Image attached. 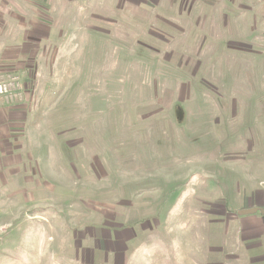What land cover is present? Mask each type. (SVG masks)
Wrapping results in <instances>:
<instances>
[{
	"label": "rangeland",
	"instance_id": "374dc122",
	"mask_svg": "<svg viewBox=\"0 0 264 264\" xmlns=\"http://www.w3.org/2000/svg\"><path fill=\"white\" fill-rule=\"evenodd\" d=\"M54 8L0 264H264V0Z\"/></svg>",
	"mask_w": 264,
	"mask_h": 264
},
{
	"label": "crops",
	"instance_id": "0c3cea01",
	"mask_svg": "<svg viewBox=\"0 0 264 264\" xmlns=\"http://www.w3.org/2000/svg\"><path fill=\"white\" fill-rule=\"evenodd\" d=\"M57 10L54 0H0V79L11 75L19 78L18 87L0 103L3 182L12 176L5 173H13V165L20 163L18 140L27 124V103L34 76L31 62L36 60L39 41L44 39L40 31L45 30L43 24L48 22V13Z\"/></svg>",
	"mask_w": 264,
	"mask_h": 264
},
{
	"label": "built area",
	"instance_id": "2783aa9c",
	"mask_svg": "<svg viewBox=\"0 0 264 264\" xmlns=\"http://www.w3.org/2000/svg\"><path fill=\"white\" fill-rule=\"evenodd\" d=\"M18 80L19 78L16 75H11L7 78L0 79V103L6 95L18 87ZM4 230L5 227L0 226V243L2 241V233Z\"/></svg>",
	"mask_w": 264,
	"mask_h": 264
},
{
	"label": "water",
	"instance_id": "95a60500",
	"mask_svg": "<svg viewBox=\"0 0 264 264\" xmlns=\"http://www.w3.org/2000/svg\"><path fill=\"white\" fill-rule=\"evenodd\" d=\"M243 212H246V211H243ZM248 212H250V211H248Z\"/></svg>",
	"mask_w": 264,
	"mask_h": 264
}]
</instances>
